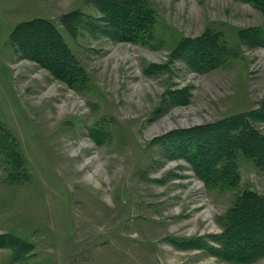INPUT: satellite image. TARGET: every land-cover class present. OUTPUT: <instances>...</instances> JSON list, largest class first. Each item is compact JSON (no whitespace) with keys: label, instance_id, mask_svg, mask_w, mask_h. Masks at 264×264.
Returning <instances> with one entry per match:
<instances>
[{"label":"rangeland","instance_id":"rangeland-1","mask_svg":"<svg viewBox=\"0 0 264 264\" xmlns=\"http://www.w3.org/2000/svg\"><path fill=\"white\" fill-rule=\"evenodd\" d=\"M149 2L153 36L135 43L103 31L89 0H0V126L19 147L0 152V236L30 244L21 256L0 246V264H264V255L237 261L242 243L219 241L246 193L264 198L255 159L236 154V187H212L157 141L260 109L264 42L240 38L264 25V10L244 0ZM75 11L69 31L62 19ZM34 19L56 24L84 84L20 54L11 35ZM208 33L230 54L196 71L176 50ZM254 125L264 135V121Z\"/></svg>","mask_w":264,"mask_h":264},{"label":"trees","instance_id":"trees-1","mask_svg":"<svg viewBox=\"0 0 264 264\" xmlns=\"http://www.w3.org/2000/svg\"><path fill=\"white\" fill-rule=\"evenodd\" d=\"M89 1L104 15V25L101 26L103 31L111 32L115 38L139 43L153 36L155 15L149 0ZM244 1L264 10V0ZM80 16L81 13L75 11L66 15L62 21L69 31H75ZM252 30L244 32V37L240 39L249 37L254 42H264V25L256 31ZM220 41L218 34L208 33L195 39L183 40L176 53L196 71L213 69L223 65L230 54L226 45ZM11 42L21 55L39 63L58 79L75 87L85 83L86 75L82 66L52 21L34 19L21 23L11 35ZM259 121H264V103L259 110L248 115L217 124L174 131L157 141L164 156L183 157L192 164L197 175L212 187H236L239 181L238 175L233 172L236 154L254 158L264 170V135L254 125V122ZM11 136L0 126V152L11 154L15 144L19 148L14 138L11 139V144L8 143ZM105 138L106 136H102L97 139L103 141ZM248 209H254L256 213L251 215L247 213ZM222 227L224 234L219 236L221 244L228 247L234 242L242 243L239 250L244 254L236 256L237 261L264 255V198L256 193H246L228 212L227 219L222 220ZM29 245L18 237L0 236V246H8L20 256L27 251ZM245 250L250 252L245 253Z\"/></svg>","mask_w":264,"mask_h":264}]
</instances>
